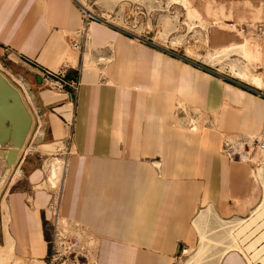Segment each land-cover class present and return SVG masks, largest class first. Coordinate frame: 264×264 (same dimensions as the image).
Wrapping results in <instances>:
<instances>
[{
    "label": "crops",
    "instance_id": "1",
    "mask_svg": "<svg viewBox=\"0 0 264 264\" xmlns=\"http://www.w3.org/2000/svg\"><path fill=\"white\" fill-rule=\"evenodd\" d=\"M82 23L76 0H0V61L40 124L5 195L18 246L46 250L51 197L39 187L40 147L68 136L61 212L99 235V264H171L182 243L205 238L206 217L210 227L220 220L233 229L216 264H264V199L257 201L250 165L218 150L224 135L260 131L263 93L234 80L225 85L217 73L187 67L104 21L89 27L91 52L75 48L71 37ZM41 67L79 79L75 103L43 87ZM179 101L201 112L203 126L187 130L177 121ZM256 175L264 187V173ZM220 229L209 239H219Z\"/></svg>",
    "mask_w": 264,
    "mask_h": 264
},
{
    "label": "rangeland",
    "instance_id": "2",
    "mask_svg": "<svg viewBox=\"0 0 264 264\" xmlns=\"http://www.w3.org/2000/svg\"><path fill=\"white\" fill-rule=\"evenodd\" d=\"M76 1L81 6L83 23L77 36L71 37L73 47H81L91 52L93 46L90 42L89 27L93 21H104L126 32L136 43L150 45L187 67L206 75L217 73L225 85L231 83V80L238 81L264 95V0ZM7 68L11 70L0 61V69L10 76ZM45 70L59 73L62 82L56 86L41 82L43 87L63 93L67 100L75 103L80 87L79 79L68 77L64 69L53 71L41 67L42 74ZM10 78L23 89L19 81L12 76ZM102 79L105 80V77ZM177 106V121L183 120L187 130L203 126L200 111L192 110L193 108L183 101H179ZM33 112L35 126L31 139L40 125L34 110ZM206 123L209 124V121ZM66 124L71 128L73 121ZM263 128L264 124L260 131L254 134L224 135L218 147L219 152L227 155L230 160L236 159L250 165L251 180L260 190L257 201L264 199L263 183L256 175L258 168L264 170V157L255 153L253 157L234 158L226 150L225 141H233L236 145L237 139H255ZM49 145L40 147V166L44 177L39 187L48 191L51 197L43 214L42 227L46 250L42 254H30L19 247L14 233L9 230L11 223L7 222L5 213V195L8 191V180L14 169L4 181L5 168L0 162V264H99V235L85 224L61 212L66 167L68 157L73 151L70 138L66 136L54 145ZM28 201L31 206L33 199ZM204 212L208 211H201L198 215ZM203 220L207 221L202 223L200 233L205 239L200 241L199 238L195 245L190 246L182 243L171 264H216L225 244L232 245L231 227H226V224L219 227L220 220H217V223L214 220L215 224L210 227L211 225L207 224L209 217ZM216 228H221L217 232L221 237L217 240L209 239V234L216 236L213 232ZM201 247L203 249H200ZM197 252L201 255L198 256Z\"/></svg>",
    "mask_w": 264,
    "mask_h": 264
},
{
    "label": "water",
    "instance_id": "3",
    "mask_svg": "<svg viewBox=\"0 0 264 264\" xmlns=\"http://www.w3.org/2000/svg\"><path fill=\"white\" fill-rule=\"evenodd\" d=\"M34 126L35 114L25 92L0 69V162L5 168L4 181L23 155Z\"/></svg>",
    "mask_w": 264,
    "mask_h": 264
},
{
    "label": "built area",
    "instance_id": "4",
    "mask_svg": "<svg viewBox=\"0 0 264 264\" xmlns=\"http://www.w3.org/2000/svg\"><path fill=\"white\" fill-rule=\"evenodd\" d=\"M41 82L49 86H56L58 83L62 82V77L59 73L45 70L41 76ZM246 140L247 141L237 139L236 143L238 144L236 145L233 144V141L226 140L225 147L229 155L234 158L240 157V159H243L248 156L253 157V155L257 153V156L262 155L264 157V128L258 137Z\"/></svg>",
    "mask_w": 264,
    "mask_h": 264
},
{
    "label": "bare ground",
    "instance_id": "5",
    "mask_svg": "<svg viewBox=\"0 0 264 264\" xmlns=\"http://www.w3.org/2000/svg\"><path fill=\"white\" fill-rule=\"evenodd\" d=\"M50 146V145H49ZM259 172H261L262 174L264 173V170H263V168H259ZM49 179V178H48ZM205 239V238H204ZM203 241V240H202ZM7 245H10L9 243H7ZM11 246V245H10ZM198 256H199V254H198Z\"/></svg>",
    "mask_w": 264,
    "mask_h": 264
}]
</instances>
